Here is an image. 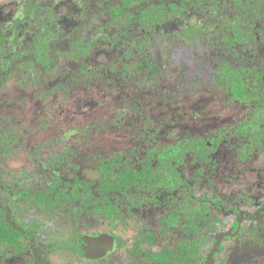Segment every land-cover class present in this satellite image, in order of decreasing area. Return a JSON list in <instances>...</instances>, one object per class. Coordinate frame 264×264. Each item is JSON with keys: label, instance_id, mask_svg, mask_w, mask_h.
<instances>
[{"label": "rangeland", "instance_id": "rangeland-1", "mask_svg": "<svg viewBox=\"0 0 264 264\" xmlns=\"http://www.w3.org/2000/svg\"><path fill=\"white\" fill-rule=\"evenodd\" d=\"M263 16L0 0V264H264ZM101 234L113 252L83 257Z\"/></svg>", "mask_w": 264, "mask_h": 264}, {"label": "trees", "instance_id": "trees-1", "mask_svg": "<svg viewBox=\"0 0 264 264\" xmlns=\"http://www.w3.org/2000/svg\"><path fill=\"white\" fill-rule=\"evenodd\" d=\"M237 5L239 6V4L237 3ZM235 7V8H230V12H235L236 14H238V15H233V17H235L234 19H232V17L230 16V23L232 22V24H233V26L235 27L234 29V34L232 35V36H228V38H227V40H224V42L228 45V46H230V47H233V46H235L234 44L236 43V42H238V44L240 43V38L242 37V35L244 34V32H243V34L242 33H240L239 31H238V28H239V25H240V23H239V20H240V17L242 16H240L239 14H241V9L239 8V7ZM257 14L256 13H254L253 15H252V17H255ZM258 16V15H257ZM264 17V16H263ZM238 19V21H236ZM254 20H256V19H253V21ZM226 23H229V22H227L226 21ZM191 27H193L194 29H197L198 31H199V28H198V26L195 24V25H192ZM249 33V34H248ZM253 33H254V31L253 30H249V31H245V34H247L248 36H252V37H254L253 36ZM232 37V38H231ZM230 38L234 41V42H231L230 41ZM224 73V74H227V75H230V76H228L229 77V79H231V83H229V87L231 88V91H232V94L234 95V96H240V95H244V93H247L248 94V91H246V88L244 87V82H242L241 81V77H242V75L244 76L245 75V70H239V68H236V67H227V68H224V69H222V71H221V73ZM251 72V71H250ZM240 77V78H239ZM80 242H81V240H80ZM80 242H79V244H80Z\"/></svg>", "mask_w": 264, "mask_h": 264}, {"label": "water", "instance_id": "water-1", "mask_svg": "<svg viewBox=\"0 0 264 264\" xmlns=\"http://www.w3.org/2000/svg\"><path fill=\"white\" fill-rule=\"evenodd\" d=\"M115 248V240L107 235H86L79 244L80 254L92 261L107 257Z\"/></svg>", "mask_w": 264, "mask_h": 264}]
</instances>
